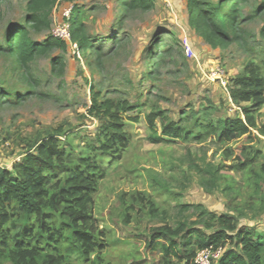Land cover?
Segmentation results:
<instances>
[{"label": "rangeland", "instance_id": "obj_1", "mask_svg": "<svg viewBox=\"0 0 264 264\" xmlns=\"http://www.w3.org/2000/svg\"><path fill=\"white\" fill-rule=\"evenodd\" d=\"M25 4L26 0L3 1L0 47L6 45L11 25L23 24ZM76 6L82 10L87 34L102 53L100 64L95 51L80 50L72 38L60 40L64 45L53 47L27 69L0 53V167L21 161L29 144L56 130L80 149L95 139L103 121L91 112L93 91L100 93V100L142 104L144 115L163 110L194 130L207 115L213 120L241 115L231 100L229 84L251 62L264 67V0L242 4L246 41L241 46H210L190 26L187 0H155L152 11L123 17L119 0H61L50 28L32 31L33 39L48 40L53 29L66 21L65 13ZM162 37L165 45L157 66L151 53L159 52L156 44ZM55 58L61 64L54 65ZM259 119L264 126V108ZM129 131L130 149L108 169L95 197V216L107 232L108 262L183 264L174 254L167 255L162 243L152 247L149 242L152 230L165 224L182 221L204 228L198 222L200 210H185L184 205L235 215L243 226L264 232V191L256 195L247 185L251 168L234 169L264 150V137L257 131V138L250 141L246 136L227 147L212 141L152 143L144 117ZM262 162L261 157L253 166ZM138 195L147 199V205L148 200L156 204L159 217L151 218L148 206L140 209L134 199ZM125 214L131 223L125 222ZM230 247L233 243L227 242L223 249Z\"/></svg>", "mask_w": 264, "mask_h": 264}, {"label": "trees", "instance_id": "obj_2", "mask_svg": "<svg viewBox=\"0 0 264 264\" xmlns=\"http://www.w3.org/2000/svg\"><path fill=\"white\" fill-rule=\"evenodd\" d=\"M3 1L0 0V18ZM60 1L26 0L23 24L11 25L0 53L13 57L27 69L53 47L64 45L52 36L44 43L32 37V31L40 33L50 28L53 11ZM247 1L187 0L189 24L213 48L244 45L246 35L240 9ZM119 5L123 17L152 11L155 0H119ZM71 22L73 41L82 51H95V61L100 64L102 53L87 34L78 6L72 11ZM156 45L159 52L153 51L151 56L160 66L164 37ZM59 63L55 58L54 65ZM229 93L241 115L217 120L207 115L204 122L197 121L194 130L184 122L172 120L163 110H150L144 115L142 104L126 99L100 100V93L93 91L91 112L103 121L95 139L80 149L69 138H62L63 131L56 130L29 144L21 161L10 168L0 167V264H112L105 257L107 232L100 228L95 216V197L108 169L131 147L130 125L144 117L149 140L155 144L212 141L227 147L246 136L250 141L257 138L254 131L264 137L259 119L264 108V67L255 62L247 64L231 79ZM261 157L263 162L255 168L253 163ZM234 167L238 171L251 168L247 185L256 195L264 191V150ZM228 189L233 190L231 185ZM134 199L140 202V209L148 206L151 218L159 217V209L152 200L147 205L144 196ZM182 209L200 210L198 222L204 228L190 227L182 221L165 224L152 230L150 246L162 243L167 255L174 254L183 264H196L198 252L210 247L223 248L230 242L233 247L213 264H264V232L243 226L235 215H217L201 205H184ZM125 217L126 223L133 221L129 214Z\"/></svg>", "mask_w": 264, "mask_h": 264}, {"label": "built area", "instance_id": "obj_3", "mask_svg": "<svg viewBox=\"0 0 264 264\" xmlns=\"http://www.w3.org/2000/svg\"><path fill=\"white\" fill-rule=\"evenodd\" d=\"M71 10L65 13L67 18L63 24L56 26L52 31V37L58 40L68 41L72 38V25H71ZM224 253V249L210 247L208 249L198 252L195 262L196 264H213L216 260H219Z\"/></svg>", "mask_w": 264, "mask_h": 264}]
</instances>
